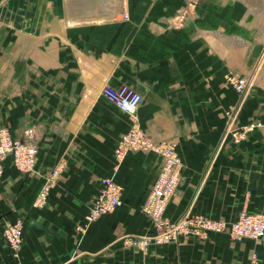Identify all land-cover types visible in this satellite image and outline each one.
<instances>
[{"label":"crops","instance_id":"crops-1","mask_svg":"<svg viewBox=\"0 0 264 264\" xmlns=\"http://www.w3.org/2000/svg\"><path fill=\"white\" fill-rule=\"evenodd\" d=\"M71 1L0 0V126L14 138L32 129L37 148L30 172L10 157L2 162L0 264H248L252 254L264 264V245L226 232L181 234L144 250L126 243L154 229L140 207L162 158L135 151L115 157L134 122L154 141L174 144L181 173L165 209L171 221L264 211V134L238 147L225 138L227 108L237 100L225 78L253 66L264 7L258 0H200L174 29L171 16L183 0H129L130 19L116 35L113 23L95 21L100 10H117L118 0L85 7ZM246 8L262 19L246 18ZM78 11L87 15L73 23ZM103 84L142 95L134 118L99 95ZM260 97L245 100L238 121L262 115ZM105 177L120 185V204L86 222ZM17 220L23 238L14 254L3 228Z\"/></svg>","mask_w":264,"mask_h":264},{"label":"built area","instance_id":"built-area-1","mask_svg":"<svg viewBox=\"0 0 264 264\" xmlns=\"http://www.w3.org/2000/svg\"><path fill=\"white\" fill-rule=\"evenodd\" d=\"M240 84L243 81L240 80ZM241 87V86H239ZM103 96L113 103L119 110L130 114L133 118L142 102V95L130 87L122 84L101 86ZM34 131L28 129L23 136L14 138L5 127L0 126V174L2 162L10 157L13 165L22 172H30L35 165L37 148L34 143ZM130 151L154 152L161 156L162 166L145 202L142 211L156 226L165 225L163 213L167 200L174 193L179 183L180 163L174 144L166 141H154L146 132L134 122L122 134L116 149L115 157L120 162ZM120 186L111 177L101 181V187L94 194L90 209L85 216L86 222H93L101 215L114 210L120 204ZM46 188H43L37 198L38 202L44 200ZM173 233L196 232L205 235L206 231L220 232L228 230L230 236L236 240L251 239L256 244H264V213H241L238 219L230 224L223 220H213L202 216H184L174 223ZM3 235L13 251H17L22 243L23 224L21 221L8 224ZM250 264H258L254 259Z\"/></svg>","mask_w":264,"mask_h":264},{"label":"rangeland","instance_id":"rangeland-1","mask_svg":"<svg viewBox=\"0 0 264 264\" xmlns=\"http://www.w3.org/2000/svg\"><path fill=\"white\" fill-rule=\"evenodd\" d=\"M63 1H66L69 4L72 3L71 0H63ZM97 1L100 3H103V2H106L107 0H95V2H97ZM150 1L152 2L155 0H150ZM80 2L82 3L81 5H84V7L87 5L91 6L94 3L93 0H83ZM118 2H119V4H118L119 7H117V10L112 11V12H110V11L108 12L107 10H100L99 15L97 16V17H99V20L95 21V24L96 23H98V24H106L107 23V24L111 25L113 23L116 35L122 32V30H123L122 25L125 22H128V20L130 19V13L128 11L129 0H118ZM199 2H200V0H183L182 5L180 7H178L177 10L171 16L172 26L174 29H178V28H181L182 26H185L186 21L189 18V16L194 15L196 13V8H197ZM258 3H259L258 7L260 9L264 7V0H258ZM101 6H103V4ZM73 13L76 15H79L80 17H83V15H87L86 11H83V12L78 11V12H73ZM91 13L94 14V12H91ZM260 13H261L260 11L257 12L254 10L253 11H250V10L247 11V8H246V18H249V19L255 18V19L261 20L262 18H261ZM259 41L261 43V47L257 53L256 60L254 61L253 66L250 68V70L245 71V72L229 71V73L226 75V78H225L227 86H229L234 91V94L236 95V99H237L234 104L229 105L227 108V123H226V133H225L226 137L225 138H226V141H227L229 146L230 145L236 146V147L245 146L246 142L249 141L250 136L253 135L255 132H257V131L260 132L261 136L264 134V109H263L262 115L260 114L261 116L258 115L256 117H252L251 119H249L247 121H242V122L238 121V115H239V112H240L242 105L244 104L245 100H247L253 96V97L257 98L260 103L263 101L262 97H260V94L264 93V85L262 84L263 83L262 81H264V34L259 36ZM118 42L119 41L115 42V46H114L115 51L119 50V47L121 46L120 44H118ZM240 80L243 81L242 84L239 83ZM239 86H241V87H239ZM98 93L102 98L106 99L103 96V94L101 93V90H99ZM261 146H264V142L261 143ZM158 174H159V172H158ZM158 174H157V176H158ZM260 174H264V172L260 171ZM156 179H157V177H156ZM156 179L154 180V182L156 181ZM179 181H180V177H179ZM154 182H153V184H154ZM153 184H152V186H153ZM152 186H151V188H152ZM151 188L149 189V192H150ZM176 188H175V190H176ZM149 192L147 193L142 204L145 202ZM174 193H175V191H174ZM174 193H172L171 196ZM120 195H121V193H120ZM168 200H167V203H168ZM167 203H166V205H167ZM142 204H141V206H142ZM166 205H165V209H166ZM140 209L142 211L141 207H140ZM165 209H164L163 216H164V219H166V223H165V225H161V226H156L154 223H152L151 220L149 219V217L142 211V213H144V215L151 222L154 229L151 233L145 234V235L140 236V237H137V236L133 237V238L129 237V239H127L126 243L136 245L137 248L140 247L141 249L144 250L148 244H162V243H168V242L175 241L178 239V237L181 234H191L193 236L203 237L209 233H219V232H215V231H206L205 235H201V234H197L196 232L192 233V232H180V231H178L175 234L172 232V230L174 229V226H175L174 223L178 222L184 216L178 218L175 221H171L169 218H167L165 216ZM243 212L248 213V214L264 213V211H248L246 209H243L232 220H227L224 218H211V217L204 216L201 214H186L185 216H187V215L192 216V217L202 216V217L213 219V220L220 219V220L227 222V224H230V223L236 221L238 219V217L240 216V214ZM17 221H21V220H17ZM12 223H14V222H12ZM9 224H11V223H9ZM22 224H23V222H22ZM4 228H3V230H4ZM220 232H226L229 235V237L234 241H241V240H236V239L232 238L227 229L220 231ZM257 245H259V244H257ZM260 245H264V244H260ZM18 250L17 251L11 250V251L14 254H17ZM254 259L258 262L256 255L252 254V256L248 260V264H250V262ZM258 264H259V262H258Z\"/></svg>","mask_w":264,"mask_h":264},{"label":"bare ground","instance_id":"bare-ground-1","mask_svg":"<svg viewBox=\"0 0 264 264\" xmlns=\"http://www.w3.org/2000/svg\"><path fill=\"white\" fill-rule=\"evenodd\" d=\"M116 1H117V0H116ZM116 1H115V2H116ZM117 4H118V3H117ZM86 18H87V17H84V19H86ZM71 19H72V22L74 23L75 20H77V19L80 20L81 17H80V16H79V17H72ZM72 22H71V23H72ZM68 23L71 24L69 21H68Z\"/></svg>","mask_w":264,"mask_h":264}]
</instances>
